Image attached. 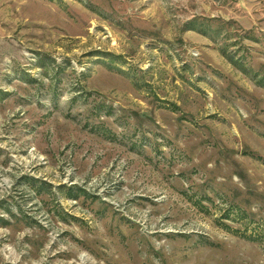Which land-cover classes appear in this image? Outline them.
Segmentation results:
<instances>
[{"label":"rangeland","instance_id":"rangeland-1","mask_svg":"<svg viewBox=\"0 0 264 264\" xmlns=\"http://www.w3.org/2000/svg\"><path fill=\"white\" fill-rule=\"evenodd\" d=\"M0 264H264V0H0Z\"/></svg>","mask_w":264,"mask_h":264}]
</instances>
